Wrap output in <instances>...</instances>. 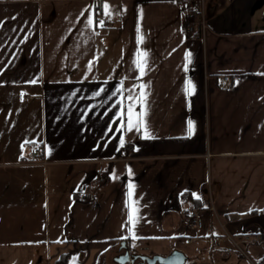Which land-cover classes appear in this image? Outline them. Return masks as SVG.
<instances>
[{"label": "crops", "instance_id": "0c3cea01", "mask_svg": "<svg viewBox=\"0 0 264 264\" xmlns=\"http://www.w3.org/2000/svg\"><path fill=\"white\" fill-rule=\"evenodd\" d=\"M254 1L232 0L202 38L184 31L196 0H0V264H118L124 247L264 264L247 238L264 239Z\"/></svg>", "mask_w": 264, "mask_h": 264}, {"label": "built area", "instance_id": "2783aa9c", "mask_svg": "<svg viewBox=\"0 0 264 264\" xmlns=\"http://www.w3.org/2000/svg\"><path fill=\"white\" fill-rule=\"evenodd\" d=\"M202 11L203 10H201L200 13H198V14L195 11L194 12L189 11L188 16H190V18H188L184 21V31L187 35H194V34L199 33L202 38L204 37V34L207 30V24L205 22L204 15L202 14ZM192 16H193V18H191ZM221 77H222L221 78L222 81L226 79L225 75H222ZM38 152H39V150L37 149V153ZM77 198L79 200L88 199V191L87 190L81 191L78 194ZM185 220H186L188 225H190L196 229L201 227L202 219H201V216L199 214V209L197 207L191 208L190 213H189V215L186 216ZM247 238H248L249 242H257V241L263 242L264 241L263 237L260 236L259 234L250 235V236H247ZM221 240H222L221 235H214L211 239L213 244H219Z\"/></svg>", "mask_w": 264, "mask_h": 264}, {"label": "water", "instance_id": "95a60500", "mask_svg": "<svg viewBox=\"0 0 264 264\" xmlns=\"http://www.w3.org/2000/svg\"><path fill=\"white\" fill-rule=\"evenodd\" d=\"M139 258L142 263L145 264H184L187 256L183 251L179 249H173L167 254H138V253H129L125 251L119 255L114 257V260L118 264H127L129 260L131 263L134 262L135 259Z\"/></svg>", "mask_w": 264, "mask_h": 264}, {"label": "rangeland", "instance_id": "374dc122", "mask_svg": "<svg viewBox=\"0 0 264 264\" xmlns=\"http://www.w3.org/2000/svg\"><path fill=\"white\" fill-rule=\"evenodd\" d=\"M262 2V0H255L253 3V9H255V3H259ZM232 3V0H196V4L195 10H192L191 12H197L200 13L201 10L202 14L204 15V19L206 24H208L209 19H213V18H219L222 16L221 14V10L222 8H226L229 7V5ZM261 8H259L258 10H256L255 13L258 14V18L260 20V22H262L263 24V20H264V4L261 3ZM257 8V6H256ZM189 11L187 12V16L185 17V20L190 18V16H188ZM193 18V16L191 17ZM198 36L201 37V35L199 33H197ZM205 36V34H204ZM110 263L112 264H116L114 262H112V260L110 259Z\"/></svg>", "mask_w": 264, "mask_h": 264}, {"label": "snow or ice", "instance_id": "6c2138e0", "mask_svg": "<svg viewBox=\"0 0 264 264\" xmlns=\"http://www.w3.org/2000/svg\"><path fill=\"white\" fill-rule=\"evenodd\" d=\"M109 6L107 4L104 5V8L107 9ZM92 21L90 20L89 23ZM100 26H103V21H100ZM141 73H143V66H140ZM31 83H36L35 80L31 81ZM188 89H189V94H191L192 91V84L191 81L188 83ZM145 113L141 112L138 116H136L135 120H133V114H132V109H129V128L136 127L137 125H142L143 124V116ZM193 130L191 122H189V133L191 134ZM131 219V217H130Z\"/></svg>", "mask_w": 264, "mask_h": 264}, {"label": "trees", "instance_id": "16d2710c", "mask_svg": "<svg viewBox=\"0 0 264 264\" xmlns=\"http://www.w3.org/2000/svg\"><path fill=\"white\" fill-rule=\"evenodd\" d=\"M195 4L196 3H192L191 7H189L190 9L188 11H192V10H195L196 7H195ZM195 35V34H194ZM198 36V35H197ZM69 259V253H63L61 254L58 259L55 261L54 264H67V261Z\"/></svg>", "mask_w": 264, "mask_h": 264}, {"label": "flooded vegetation", "instance_id": "af4514ba", "mask_svg": "<svg viewBox=\"0 0 264 264\" xmlns=\"http://www.w3.org/2000/svg\"><path fill=\"white\" fill-rule=\"evenodd\" d=\"M125 251H128L129 253H132L130 252L126 247L124 248H120L119 250V253L118 254H121V253H124ZM127 264H144L141 262V260L139 258L135 259L133 263H131L129 260L127 261Z\"/></svg>", "mask_w": 264, "mask_h": 264}]
</instances>
